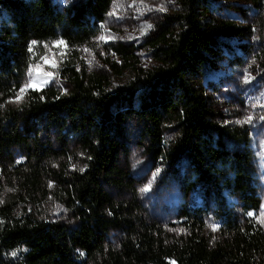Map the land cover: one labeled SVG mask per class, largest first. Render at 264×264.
I'll return each instance as SVG.
<instances>
[{"label": "trees", "instance_id": "obj_1", "mask_svg": "<svg viewBox=\"0 0 264 264\" xmlns=\"http://www.w3.org/2000/svg\"><path fill=\"white\" fill-rule=\"evenodd\" d=\"M112 1L59 9L49 0H0V264H264V229L249 214L261 203L249 132L227 121L204 87L224 39L252 37L250 25L213 8L237 1L258 11L263 0H178L145 40L155 66L139 67L128 45H106L120 61L111 71L128 75L112 90L69 68L67 93L27 87L42 45L74 54L98 34ZM130 116L152 166L179 180L180 235L146 216L119 161ZM50 201L67 222L40 211Z\"/></svg>", "mask_w": 264, "mask_h": 264}, {"label": "rangeland", "instance_id": "obj_2", "mask_svg": "<svg viewBox=\"0 0 264 264\" xmlns=\"http://www.w3.org/2000/svg\"><path fill=\"white\" fill-rule=\"evenodd\" d=\"M49 1L62 9L75 0ZM177 1L113 0L98 34L86 45L75 49L76 56L58 42L43 44L41 58L32 67L26 86L39 87L47 83L59 92L67 93L70 84L64 74L69 68L79 74L83 71L86 77H100L103 83L108 84L107 89L112 90L121 85L128 75L124 72L118 76L111 71L110 62L119 64L120 61L108 51L107 44L128 45L135 53L139 67L147 69L155 66L152 50L145 45V40L153 37L165 17L178 9ZM227 4L217 3L214 12L237 25H250L252 37L224 39L228 46L223 49L218 67L206 73L204 87L216 110L227 121L244 126L249 132L261 200L259 210L249 214L264 229V0L258 11L237 1ZM22 93L20 90L18 99ZM126 129L127 154L120 155L119 161L127 167L138 202L148 218L161 223L169 233L180 235L182 229L176 215L183 198L179 180L165 176L163 168L152 166L140 139V123L134 116L126 119ZM185 169L186 163L183 162L181 173ZM109 192L116 198H128L124 191L112 189ZM40 211L59 222L68 220L67 212L53 201L45 203ZM118 238L119 233L111 230L107 239L115 242Z\"/></svg>", "mask_w": 264, "mask_h": 264}, {"label": "snow or ice", "instance_id": "obj_3", "mask_svg": "<svg viewBox=\"0 0 264 264\" xmlns=\"http://www.w3.org/2000/svg\"><path fill=\"white\" fill-rule=\"evenodd\" d=\"M21 91H23V89H21ZM248 119H249V121H250V120H251V117H249ZM142 191H143V190H142Z\"/></svg>", "mask_w": 264, "mask_h": 264}]
</instances>
